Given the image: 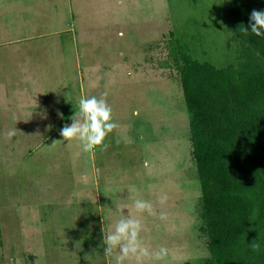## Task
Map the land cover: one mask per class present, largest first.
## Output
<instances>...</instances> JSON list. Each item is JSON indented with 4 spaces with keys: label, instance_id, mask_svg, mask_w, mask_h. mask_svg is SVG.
<instances>
[{
    "label": "rangeland",
    "instance_id": "374dc122",
    "mask_svg": "<svg viewBox=\"0 0 264 264\" xmlns=\"http://www.w3.org/2000/svg\"><path fill=\"white\" fill-rule=\"evenodd\" d=\"M76 1L0 0V264H115L103 232L123 214L141 219L150 252L166 250L125 264H204L210 254L172 45L175 35L186 43L196 35L199 57L226 65L234 56L229 0ZM125 47L134 52L133 97L112 90L106 100L119 127L106 148L84 152L60 135L81 95L103 93L84 90L80 66L108 60V51L119 59ZM137 198L154 214L138 213Z\"/></svg>",
    "mask_w": 264,
    "mask_h": 264
},
{
    "label": "trees",
    "instance_id": "16d2710c",
    "mask_svg": "<svg viewBox=\"0 0 264 264\" xmlns=\"http://www.w3.org/2000/svg\"><path fill=\"white\" fill-rule=\"evenodd\" d=\"M228 4L234 56L226 65L200 58L196 35L189 43L175 35L172 53L200 186L204 264H264V37L250 31L264 0Z\"/></svg>",
    "mask_w": 264,
    "mask_h": 264
},
{
    "label": "clouds",
    "instance_id": "9594fccd",
    "mask_svg": "<svg viewBox=\"0 0 264 264\" xmlns=\"http://www.w3.org/2000/svg\"><path fill=\"white\" fill-rule=\"evenodd\" d=\"M250 31L258 37H264V10L253 9L250 13ZM248 32L249 28L244 27ZM107 92L101 93L99 97L92 95H81L78 100V110L74 111L69 117L71 124H65L60 129V135L68 140L79 141L82 151L91 152L97 148H106V138L119 127L113 116V109L107 102ZM62 116V113H60ZM46 118V116L44 117ZM49 128L52 126L49 125ZM8 138L16 136V129H10L6 133ZM167 194L158 196L161 204L167 200ZM134 206L138 213L147 212L154 214L153 204L144 199H135ZM163 217V213H161ZM143 224L140 218L131 214H123L115 223L114 229L109 232H103L104 255L114 257L115 264H125L127 260L135 258L142 260L144 258L161 259L166 254V250L159 252H150L145 246L143 237ZM254 251L260 250L259 243H252Z\"/></svg>",
    "mask_w": 264,
    "mask_h": 264
},
{
    "label": "crops",
    "instance_id": "0c3cea01",
    "mask_svg": "<svg viewBox=\"0 0 264 264\" xmlns=\"http://www.w3.org/2000/svg\"><path fill=\"white\" fill-rule=\"evenodd\" d=\"M75 4H78L76 0ZM117 0H100V4H97L99 7H114L116 6ZM81 4V3H79ZM110 11V10H109ZM118 35L121 37L124 35L122 32H119ZM127 37V35H126ZM125 39V36H124ZM127 43V41H126ZM127 47L124 48V50ZM121 51L122 57L119 59H114V51H108L103 53L102 55H107L108 60L104 61L103 59L97 60L93 59V62H90L89 60L84 62V67L82 68L80 65V71H81V83L83 85L84 90L90 88L93 86L95 88V91L98 87L102 89V92H107V96L112 94V90H114L115 87H118V85L122 88L121 90V98H132V83L134 81V74H135V63H134V52L131 48L130 52ZM141 51V50H140ZM142 53V51H141ZM140 53V55H141ZM76 55L78 53L76 52ZM83 55L85 53L83 52ZM77 57V56H76ZM78 58V57H77ZM107 58V57H106ZM140 60V59H139ZM79 61V58H78ZM137 62V61H136ZM75 68V67H74ZM78 66L75 68L77 70ZM82 68V69H81ZM95 73L94 77L90 76V72ZM93 78V79H91ZM125 79V80H124ZM129 83V85H128ZM128 86H130L131 89H128ZM123 87H125V90H123ZM82 89V87H81ZM115 92V90H114ZM105 98H108V97Z\"/></svg>",
    "mask_w": 264,
    "mask_h": 264
}]
</instances>
